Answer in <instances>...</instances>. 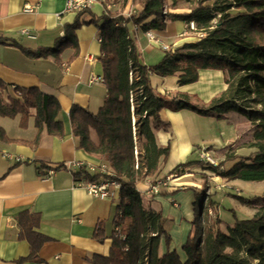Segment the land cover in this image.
I'll return each mask as SVG.
<instances>
[{
	"label": "trees",
	"instance_id": "1",
	"mask_svg": "<svg viewBox=\"0 0 264 264\" xmlns=\"http://www.w3.org/2000/svg\"><path fill=\"white\" fill-rule=\"evenodd\" d=\"M136 1V0H134ZM142 10L124 16L120 10L106 12L86 20L89 9L78 12L72 23L65 24L64 35L51 47L28 49L13 43L33 57L54 56L60 60L64 49L73 47L79 52L77 30L94 24L100 31L101 56L107 96L97 113L73 105L70 117L79 145L88 154L109 164L114 179L121 183L117 215L114 219L112 245L108 255L94 254L92 264H264V192L254 198L239 194L234 197L244 205L257 207L247 219H236L227 232L220 227L217 215L211 217L209 208L216 211L214 200L205 196L206 187L197 193L192 230L183 246L187 259L171 251V236L160 210L146 208L144 194L137 183L155 177L167 162L171 146L159 144L157 132L169 131L171 122L161 117L164 108L179 111L189 109L202 116L225 119L237 112L253 125L251 147L256 150L244 156L230 148L225 161L237 160L221 172L228 180L264 182V0H196L189 12H171L178 0H137ZM211 2V3H208ZM237 9V12H232ZM195 22L200 36L190 42L166 50L154 64H146L136 45L138 30L164 31L171 21ZM201 69H217L224 73L226 88L208 102L188 92L162 93L152 84V75L176 76L180 85L199 80ZM0 78V115H22L21 125L28 123L30 109L36 108L35 124L38 143L42 130L63 137L64 126L59 119V100L38 87L13 88ZM95 130L98 140L91 136ZM0 141H10L0 126ZM196 162H188L190 166ZM223 163L220 167H223ZM180 167V166H179ZM177 167L176 169H178ZM60 165L56 169H65ZM219 168H214L218 171ZM76 180H94L84 168L73 169ZM40 214L25 210L19 215L20 238L30 244V254L19 263L40 261L39 252L48 237L38 232ZM95 238L104 243L107 238L99 224ZM168 247L162 252V240Z\"/></svg>",
	"mask_w": 264,
	"mask_h": 264
},
{
	"label": "crops",
	"instance_id": "2",
	"mask_svg": "<svg viewBox=\"0 0 264 264\" xmlns=\"http://www.w3.org/2000/svg\"><path fill=\"white\" fill-rule=\"evenodd\" d=\"M26 5L33 10L26 11ZM108 5L112 6V10L125 14H137L143 8L137 0H93L84 18L89 20L93 16L103 15ZM64 6L65 0H0V78L9 85L8 90L12 95L13 87L17 86L38 87L55 96L61 104L59 119L64 126L63 137L49 134L45 127L38 143H33L39 132L35 124L36 108L30 109L28 123L24 127L21 125V114L15 117L0 115V126L10 139L0 141V264H21L18 260L30 254L29 242L20 238L19 215L25 210L40 214V224L36 230L47 236L48 240L39 252L40 261H26L23 264H92L90 259L94 254L108 255L112 245L119 195L114 198L95 197L86 189V179L76 180L72 172L75 162L98 161L80 147L70 112L76 104L97 113L105 102L107 89L100 60V31L94 24L83 25L77 30L78 54L75 55L73 47H68L61 53L59 61L52 55H27L13 45L17 43L28 49L53 46L56 39L64 35L65 24L72 23L78 14L76 11L62 13ZM181 10L184 9L178 6L170 8L171 12L176 13H181ZM185 10L183 12H189L190 7ZM187 27L185 21L176 20L169 22L166 30L154 32L164 44L181 40L187 42L181 37ZM136 45L146 64L158 62L165 52L159 44L150 41L142 30L136 33ZM202 75L208 78L203 84L208 93L201 96L203 101L208 102L226 88V83L224 78L223 88L213 83L218 75L217 69H201L198 81ZM151 79L153 86L162 93L173 94L188 89L179 84L176 76L152 75ZM233 113L239 115L230 112L225 119L217 120L189 109H162V119L171 122L172 126L169 131L159 130L157 140L161 145L169 143L171 150L157 176L167 175L193 160L198 142H212L218 152L224 153L234 147L235 154H241L239 156L247 155L244 152L248 151L253 153L256 148L250 145L252 137L246 141L242 139L244 135L252 136L253 125L241 115L232 119ZM91 136L98 140L93 129ZM236 161L227 162L230 165L227 169ZM63 164L65 169H56ZM50 168L55 171L48 175ZM187 168L189 172L172 180L157 196L148 192L157 176L137 183V188L144 194V206L160 210L165 224L166 219H173V240L169 249L177 251L183 261L187 259L183 246L192 230L196 195L202 187L201 173H211L197 163ZM238 180L241 179L230 182ZM99 224H103L107 236L104 243L95 238ZM167 249L163 239L161 250L164 253Z\"/></svg>",
	"mask_w": 264,
	"mask_h": 264
},
{
	"label": "rangeland",
	"instance_id": "3",
	"mask_svg": "<svg viewBox=\"0 0 264 264\" xmlns=\"http://www.w3.org/2000/svg\"><path fill=\"white\" fill-rule=\"evenodd\" d=\"M178 1H177V6L180 9H184V10H181L182 11L181 13H184L183 11H186L185 9H188L189 7L194 5L196 0H178ZM208 3H211V2H208ZM167 4H169V6H170L171 1L167 0ZM237 11H238L237 9L232 10V12H237ZM189 24L190 23H188V25ZM187 30H188V32L185 33ZM187 30L184 32V35L181 36L182 38H184L183 39L184 41L185 40L186 41L188 40L187 42L194 41L200 36L199 32L192 31V30L188 29V27H187ZM156 35H158V34L156 33ZM157 37L160 38V36H157ZM182 43H184V42L181 40L178 43L173 42V43H169V44H165V45H168V46L174 48V46L180 45ZM162 50H163V48H162ZM217 74L218 75L216 76L215 80H213V83L219 87L221 85V87L223 88L222 84H223L224 73L222 70H217ZM170 77H172V76H170ZM206 79H208L207 76L202 75L200 81H196L194 83L184 85V86H186V88H188L186 90V92L189 90L190 92H188V93L195 95V98L203 99L201 95L208 93L206 91L207 90L206 86L203 85L206 82ZM216 95L217 94H215V96ZM233 114L234 115H231L232 119L237 118V116L241 115L239 113H238L239 115H235V113H233ZM243 118L246 121H248V119H246L245 117H243ZM217 120H219V119H217ZM251 137L252 136L248 134V135H244L242 139L244 141H246V140H249V138H251ZM197 144H198V146L195 147L194 152H193V158H192L193 160H190L189 162L195 160V161H197L196 163L198 165L202 166V163L199 162L200 158H199V154H198V149L202 148V147H216V146H214L215 144L212 142H198ZM231 148H233V150L234 149L236 150V148H234V147H231ZM229 149L230 148H228L226 151H224V153L218 152L217 150L215 151V155L217 156L219 162L221 164L222 163L224 164L223 168L220 169L221 167H218L220 170H218L216 172V173H219L216 175L219 177H217L215 175L210 176V175L201 173V175H202V182H201L202 187L200 189V191H202L204 189V186H205L206 187L205 196H208L210 199L215 201L216 211L214 210V215H212L211 217H214L215 215H217L218 218H220V220H221L220 227L225 232H227L231 227H233L236 219L250 218L257 211L256 206L244 205L243 203H241V201H239V199L235 198L234 195L238 193L239 195L246 197V198H254V197L262 195L264 192V182L244 181V180H238V182L237 181L230 182V180H228L227 178H225L221 175L222 174L221 172L227 170V168L230 166L227 163L230 161H225L226 153L229 151ZM244 153H248L247 155H249L252 152L248 151V152H244ZM239 155H241V154H239ZM221 164H220V166H221ZM203 169H208V170L212 171V169H210L209 167H207V168L203 167ZM210 177H213V179H211ZM215 177H217V178H215ZM194 217H195V214H194ZM172 224H173V219H171V218L166 219V227H167L168 232L171 236V240H173V236L171 233Z\"/></svg>",
	"mask_w": 264,
	"mask_h": 264
},
{
	"label": "built area",
	"instance_id": "4",
	"mask_svg": "<svg viewBox=\"0 0 264 264\" xmlns=\"http://www.w3.org/2000/svg\"><path fill=\"white\" fill-rule=\"evenodd\" d=\"M93 4V0H65V6L62 13L65 12H80L84 9H88ZM111 5H108V8H111ZM26 11L33 10V8L30 5L25 6ZM124 16L128 17L132 14L123 13ZM135 14V13H134ZM188 29L195 31L197 30L195 22H190L188 25ZM188 30L185 32L187 33ZM147 37L150 41L158 43L164 51L170 50L172 47L165 45L162 43L159 38L155 35V32L153 30H149L146 32ZM1 37V34H0ZM15 87V86H14ZM13 87V88H14ZM217 148L215 147H202L198 149L199 154V162L202 163V166L207 168L209 167L211 170L210 176H217V171L214 170V168L220 167V162L215 155V151ZM73 168L75 170L84 168L87 170L90 174H98V178L94 180H85V187L88 190L90 194H92L95 197L99 198H114L119 195V192L121 190V183L114 179L112 176L114 175L113 170L110 168L109 164L103 161H78L73 164ZM221 167L220 169H222ZM218 169V170H220ZM55 171L54 168H50L48 170V175L53 174ZM189 172V169L187 166H181L178 169H175L171 173L164 175V176H157L154 181L150 184L148 188V192L152 196H157L161 194V191L169 186L170 182L176 178H179L182 174H185ZM208 214L210 216L214 215V212L212 209L209 208Z\"/></svg>",
	"mask_w": 264,
	"mask_h": 264
}]
</instances>
